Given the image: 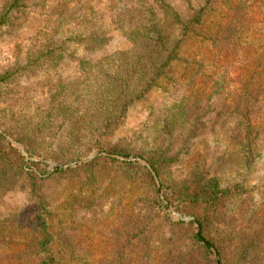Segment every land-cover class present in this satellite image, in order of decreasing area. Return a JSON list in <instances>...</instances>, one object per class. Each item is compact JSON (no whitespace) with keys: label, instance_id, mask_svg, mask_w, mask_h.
Wrapping results in <instances>:
<instances>
[{"label":"rangeland","instance_id":"rangeland-1","mask_svg":"<svg viewBox=\"0 0 264 264\" xmlns=\"http://www.w3.org/2000/svg\"><path fill=\"white\" fill-rule=\"evenodd\" d=\"M90 1L91 17L99 30H83L72 19L61 23L62 0H26L28 13L21 19L20 27L16 30H11V26L0 28V77L26 66L31 54L47 46L49 40L67 42L63 50L65 58L59 63L49 61L33 74L16 75L0 83V112L8 116L0 121V135L5 138L11 162L22 166L26 160L27 167L46 173L43 193L47 208L55 215L50 229L59 238L58 264H100L113 258L114 237L110 230L124 224V212L135 215L150 212L148 202L156 194L178 221H199L197 216L202 208L179 213L167 203L161 180L166 185L173 181L196 184L207 179L217 181L222 189L239 186L244 196L232 207L231 202L225 206L224 211L229 215L220 217L221 226L230 234L253 236L263 222V228L257 232L264 231V11L261 8L252 9L249 15L255 22L253 29L228 51L215 52L207 36L187 37L181 60L171 68V73L132 104L125 124L113 136L105 137L101 148L83 158L73 162L45 161L43 157L31 159L25 147L11 137L8 132H11V112L27 119L41 118L53 103L54 89L64 85L73 92L72 85L86 78L83 62L105 63L110 55L132 48L127 38L130 29L118 18L121 4L128 0ZM196 1L199 0L192 3L169 0L183 16L196 6ZM10 2L0 0V12ZM113 2L118 5L112 6ZM231 2L232 6L238 3L237 0ZM233 18L232 7L218 4L205 16L203 29L212 33L230 24ZM60 30L62 33L58 32ZM93 31L98 36L103 35L105 45L95 49L85 42H73L77 35ZM247 81L263 84L258 100L249 110L250 133L247 120L236 109V98ZM191 97L201 98L203 103L200 111L187 121L183 99ZM58 146L54 144L52 149L60 153ZM117 148H128L133 153L130 160L111 152ZM141 152L165 153L169 164L163 168L160 178L145 158L137 156ZM104 158L138 162L150 174L143 169L112 164ZM31 160L35 163L29 164ZM93 163L95 185L86 181L91 179L85 166ZM58 165H65L66 168L58 170L67 172L55 175ZM197 172L202 178L201 175L195 177ZM38 204L23 181L13 191L0 196V222L11 225L4 242L1 240L2 253H19L26 249L28 230L36 220ZM214 228L217 232L221 229L218 225ZM154 229L157 234H154L151 258L144 264H183L193 245L190 235L197 233V225L184 226L181 230L172 227L169 221H161ZM259 255L262 259L255 264H264V249Z\"/></svg>","mask_w":264,"mask_h":264},{"label":"trees","instance_id":"trees-1","mask_svg":"<svg viewBox=\"0 0 264 264\" xmlns=\"http://www.w3.org/2000/svg\"><path fill=\"white\" fill-rule=\"evenodd\" d=\"M192 1L188 0L189 3ZM237 1L232 6L231 0H199L186 16L178 12L169 0H128L122 3L118 18L124 27L130 29L127 38L132 43V48L110 55L105 63L92 65L83 62L82 70L86 73V78L72 85L75 87L73 92L64 85L54 89L53 103L43 112L41 118L27 119V116L11 112L9 134L25 147L31 159L43 157L45 161L73 162L101 148L103 139L113 136L125 124L132 104L144 98L171 73V68L181 60L182 47L187 37L207 36L215 52H224L237 46L248 35L255 25L252 24L255 22L249 14L254 7L264 11V0ZM221 3L233 8L234 18L230 24L206 33L203 29L205 16ZM117 5L118 2H113L112 6ZM61 9V23L65 24L72 19L83 30L100 29L91 17L90 0H62ZM27 13L26 0H11L5 10L0 12V28L11 26V30L18 29L21 19ZM58 32L62 33L61 30ZM95 33L93 31L77 35L73 42H85L87 46L95 49L105 45L103 35L98 36ZM70 41L72 40H68ZM65 43L67 42L49 40L47 46L31 54L26 66L11 70L0 77V83L14 76L33 74L49 61L59 63L65 58ZM262 85L251 81L244 82L242 91L236 98V109L247 120L249 133V110L253 102L258 100ZM183 101L184 118L189 121L193 113L200 111L203 101L198 97L184 98ZM6 117L8 116L0 112V121ZM54 144L59 145L60 153L52 149ZM6 145L4 136L0 135V196L13 191L23 181L31 196L38 199L39 210L36 220L29 227L26 249L19 253H2L1 242H4L11 225L0 222V264H58L59 238L50 229L55 215L47 208L49 205L43 193V176L46 173L41 171L40 174L27 167L26 160L22 166L13 164ZM111 152L127 157L133 155L128 148H117ZM137 156L145 158L159 178L163 168L169 164L165 153L141 152ZM104 159L112 164L143 169L150 174L138 162L124 163L111 158ZM29 162L35 163L32 160ZM93 166L94 163L85 166L89 180L91 179L90 182L86 181L95 185ZM65 172L67 171L57 170L54 174ZM199 175L201 174L197 172L195 177ZM161 183L165 199L175 211L181 213L203 209L197 216L202 225V238L195 231L190 235L189 241L193 245L182 260L183 264H218L213 249L219 253L220 264H255V261L262 259L259 254L264 249V231H257L263 228V222L253 236L230 234L221 226L223 222L220 217L226 218L229 215L228 211H224L225 206L231 202L232 207L239 197L244 196L239 186L235 189H222L217 181L207 179L196 184L173 181L166 185L162 180ZM148 206L151 207L150 212L143 214L124 212V224L115 225L110 230L114 237L112 244L115 255L100 264H144L151 258L154 234H157L154 228L161 221H169L172 227L174 225L181 230H184V226H195L194 223L178 221L157 194L149 200ZM217 225L221 227L219 232L214 228ZM204 240L209 244H205ZM167 262L169 263L168 260Z\"/></svg>","mask_w":264,"mask_h":264},{"label":"water","instance_id":"water-1","mask_svg":"<svg viewBox=\"0 0 264 264\" xmlns=\"http://www.w3.org/2000/svg\"><path fill=\"white\" fill-rule=\"evenodd\" d=\"M98 155H100V154H98ZM123 159H125V160H130L129 157H123ZM133 160H136V161H142L140 158H133ZM64 168H66L65 165H58V166L55 167L56 170H58V169H64ZM192 221H193V222L197 225V227H198L197 235H198L200 238H202V235H201V232H202V225H201V223H200L198 220H195V219H193ZM204 241H205V244H209V242H208L207 240H204ZM213 250H214V253H215V257H216L217 263L220 264L219 253H218V251H217L216 249H213Z\"/></svg>","mask_w":264,"mask_h":264}]
</instances>
